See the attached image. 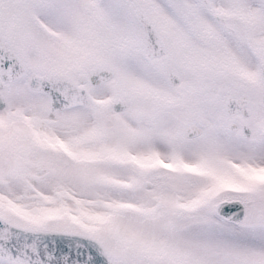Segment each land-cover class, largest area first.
<instances>
[{
    "label": "snow or ice",
    "instance_id": "obj_1",
    "mask_svg": "<svg viewBox=\"0 0 264 264\" xmlns=\"http://www.w3.org/2000/svg\"><path fill=\"white\" fill-rule=\"evenodd\" d=\"M0 264H264V0H0Z\"/></svg>",
    "mask_w": 264,
    "mask_h": 264
}]
</instances>
